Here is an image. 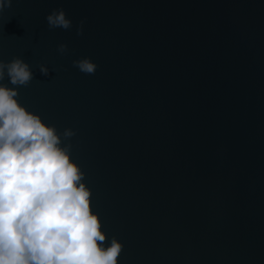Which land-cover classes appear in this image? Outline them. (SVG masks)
Returning a JSON list of instances; mask_svg holds the SVG:
<instances>
[{"label": "water", "instance_id": "95a60500", "mask_svg": "<svg viewBox=\"0 0 264 264\" xmlns=\"http://www.w3.org/2000/svg\"><path fill=\"white\" fill-rule=\"evenodd\" d=\"M16 57L32 80L0 84L74 132L117 264H264V0H12L0 61Z\"/></svg>", "mask_w": 264, "mask_h": 264}, {"label": "clouds", "instance_id": "9594fccd", "mask_svg": "<svg viewBox=\"0 0 264 264\" xmlns=\"http://www.w3.org/2000/svg\"><path fill=\"white\" fill-rule=\"evenodd\" d=\"M11 2L0 0V11ZM45 19L50 28L71 27L63 9H53ZM81 30L78 26V35ZM65 49L58 46L61 53ZM73 64L86 74L97 68L88 57ZM40 71L48 73L44 66ZM32 75L19 57L0 61V81L7 77L11 85L23 86ZM17 96L16 87L0 84V264H117L122 246L115 239L104 243L84 173L62 142L74 132L58 133Z\"/></svg>", "mask_w": 264, "mask_h": 264}]
</instances>
